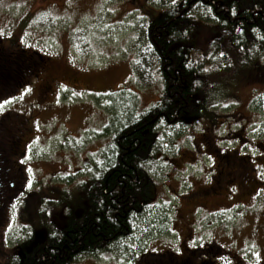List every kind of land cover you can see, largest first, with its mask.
<instances>
[{
	"label": "rangeland",
	"instance_id": "1",
	"mask_svg": "<svg viewBox=\"0 0 264 264\" xmlns=\"http://www.w3.org/2000/svg\"><path fill=\"white\" fill-rule=\"evenodd\" d=\"M48 1L0 0V46L13 41L47 61L38 73L42 80L17 87L19 94L12 92L15 72L0 71L10 93L0 96V117L17 113L29 120L14 142L24 150L13 155L22 189L15 199L7 192L15 183L0 160V264L43 241L49 227L60 228L68 210L79 211L82 184L95 177L108 140L95 134L109 121V109L141 111L163 88L157 68L141 79L134 63L145 45L144 28L164 6L154 0H53L48 10ZM227 60L230 70L212 78L224 90L211 99L220 100V109L197 116L193 128L158 125L162 147L150 166L153 198L131 236L70 264H148L190 250H203L204 261L214 257L215 264H264V82L255 68L264 75V57L239 51ZM13 128L7 124L4 138ZM232 149L254 169L250 182L220 184L196 196L212 183L219 156ZM1 192L8 193L6 202Z\"/></svg>",
	"mask_w": 264,
	"mask_h": 264
},
{
	"label": "trees",
	"instance_id": "2",
	"mask_svg": "<svg viewBox=\"0 0 264 264\" xmlns=\"http://www.w3.org/2000/svg\"><path fill=\"white\" fill-rule=\"evenodd\" d=\"M154 1L165 9L144 28L145 45L134 72L146 79L149 69L157 68L163 81L160 97L141 111L109 109V121L95 134L108 140L95 177L82 184L79 211L68 210L60 228L49 227L43 241L12 256L10 264H70L131 236L153 198L150 166L162 147L158 125L195 127L197 116L220 109V100L211 99L224 90L212 78L230 70L224 65L228 55L240 51L264 57V0ZM1 68L10 71L5 62ZM199 251L198 264H215L214 257L204 261Z\"/></svg>",
	"mask_w": 264,
	"mask_h": 264
},
{
	"label": "flooded vegetation",
	"instance_id": "3",
	"mask_svg": "<svg viewBox=\"0 0 264 264\" xmlns=\"http://www.w3.org/2000/svg\"><path fill=\"white\" fill-rule=\"evenodd\" d=\"M53 2V0L48 1V10H50L49 7ZM4 62L9 65V72L14 71L16 73H14V75H16L17 77L15 79V88H13L15 94H19L21 92L17 87H22L23 85L33 87L32 83L36 81V79L38 81L42 80V77H40L38 73L45 69L47 63L45 58L42 55H39V52L34 50L27 51L26 48L20 45H16L13 41H11L9 45L0 46V65L4 64ZM3 70L4 68H1V72L4 74ZM2 73H0V96H8L10 95V93H7L8 91L6 85L8 84H6V79H3L5 74L3 75ZM30 83L31 85H29ZM41 85H43V87L41 88L43 89V93H48L49 86L40 83V86ZM28 123V117L23 114L20 115L17 113H13L8 115L7 117H0V160L8 166L6 168L7 176L15 183V185H13V183L10 182V185L13 188L7 189V192H10L8 196L11 200L13 198H16V193L18 190L22 191V189H20L18 185L19 167L14 165L16 157L15 159L13 157L17 156L18 158V156L21 155L24 150H20L19 146L16 147L14 145V142L19 139L18 135H20V133H23L28 129ZM7 124L13 126V130H15V132L14 134H10L11 136L6 139L4 138L6 136L3 135V131L7 128ZM16 131L18 132L17 134ZM16 148L17 151H19L17 153ZM239 154H241V152ZM218 163V168H216L217 173L213 174L212 183L198 190L195 193L196 196L204 195V193H207L211 189H214V187H216L218 184L233 185L236 181H241L243 184H248L250 182L251 179H249L248 176L251 172L254 171V169H248L244 159L240 158V156L238 155L237 150H224L222 155L219 156ZM3 192H1V194L4 201L5 197H8L6 196L8 193L5 194ZM199 252V250H190L184 255L170 256L171 258H169L168 260L165 258H159L154 261H149L148 264H184L187 262L198 264L196 258L199 256L197 255V253ZM232 263L249 264L242 259H238L237 261L231 262V264Z\"/></svg>",
	"mask_w": 264,
	"mask_h": 264
}]
</instances>
